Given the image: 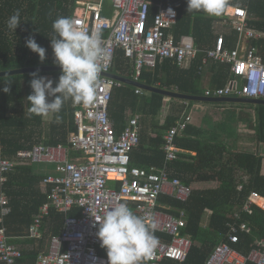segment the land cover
Masks as SVG:
<instances>
[{"label": "built area", "instance_id": "built-area-1", "mask_svg": "<svg viewBox=\"0 0 264 264\" xmlns=\"http://www.w3.org/2000/svg\"><path fill=\"white\" fill-rule=\"evenodd\" d=\"M109 2L111 16L103 14L104 0H77L71 17L78 26L102 29V45L106 49L102 72H113L118 50L135 81L145 68L153 69L165 59L185 69L195 58L198 49L190 35L175 40L169 33L177 21L176 10L172 9L174 15H169V8L158 5L150 19L149 0ZM221 23L236 32V43L228 47L225 35L218 34L214 45L205 50L202 64L207 61L226 64L231 77L223 87L207 88L203 95L264 99V58L256 47L248 44L250 39L264 37V32L250 26L247 9L240 5H227ZM121 86L124 84L120 81L100 77L95 102L90 106L79 104L74 111L76 129L67 137L66 146L39 143L18 150L11 158L0 155V264H19L22 256L20 248L10 242L4 225L11 210L5 183L8 173L18 164L53 166V172L42 180L48 200L34 214L26 230L27 238L42 239V221L49 216L50 208L62 213L78 210L77 215L66 216L62 230L47 240L45 252L38 255L34 264H108L106 250L96 235L98 225L94 217L118 202H126L136 215L145 220L154 218L157 223L158 246L144 264H180L186 260L192 241L182 234L187 224L185 211L177 210L176 214L166 211L159 197L165 195L185 202L191 194L189 186L178 177H171L169 168L181 152L176 137L191 122L189 105L185 103L175 124L162 135L163 164L131 167L130 153L139 143L140 115H130L118 134L108 113L112 92ZM135 93L141 91L135 89ZM72 150L80 153L79 158L69 156ZM257 198L263 202L258 203ZM253 205L264 210V197L251 193L241 211L250 214ZM239 218V211L231 215L224 239L214 246L204 264H264V237L256 239L247 254L233 247L239 241V233L251 232L246 222H237Z\"/></svg>", "mask_w": 264, "mask_h": 264}, {"label": "trees", "instance_id": "trees-1", "mask_svg": "<svg viewBox=\"0 0 264 264\" xmlns=\"http://www.w3.org/2000/svg\"><path fill=\"white\" fill-rule=\"evenodd\" d=\"M76 1L0 0V70L56 65L50 45V38L53 36L52 24L60 16L72 17ZM149 1L150 19L157 12L158 5L176 10L177 21L169 29V33L175 40L182 35H190L198 52L188 68H180L165 59L158 62L153 69L145 68L140 81L194 95H203L206 88L202 82H207V88L210 89L223 87L231 77L229 66L213 61H207L203 65L202 59L205 58V50L214 45V25H222L224 12L220 16H211L203 11L188 12L187 0ZM227 5L246 7L250 26L264 32V0H227ZM17 10L22 21L13 32L7 21ZM236 36L235 31L225 35V44L232 46L230 42L235 41ZM29 37H34L36 42L46 49V59L43 63L39 61L36 53L26 47L25 41ZM249 45L256 47L264 58V38ZM113 72L125 77H130L131 74L120 50L116 54ZM205 72L208 73V81L204 79ZM39 74L50 75L55 86L60 71ZM31 78L30 74L0 78V82L12 81L9 92L0 90V155L8 158L18 150L34 144L66 146L68 133L76 129L73 114L79 104L74 105L70 100L65 102L59 113H53V118L48 123L42 115L30 112L26 98L32 91ZM3 86V83H0V89ZM163 101L164 97L159 94H137L133 87L127 85L115 88L112 92L108 113L118 134L130 115H140L139 143L130 153L131 167L163 164L162 135L175 124L185 108L184 103H188L189 107L192 104L171 99L168 113L160 124L158 117L164 106ZM245 106L255 110V136L258 141L264 143V106ZM249 121L251 124V119ZM190 123L182 134L176 137V144L181 152L178 158L169 164V168L172 171L171 177H178L181 183L189 186L191 194L185 202L165 195L159 197V202L168 207L166 211L176 214L177 210H184L186 214L187 224L182 234L191 238L192 245L186 260L180 264H204L214 246L224 239L227 224L232 221L231 215L237 211L240 213L237 222H246L251 232L239 233V241L233 247L247 254L255 238L264 237V210L253 205L250 214L241 211L243 202L251 193L264 197V174L261 173L263 156L255 152L234 151L230 156L222 158L220 155L225 146L221 139H218L219 134L213 136L200 126L194 127ZM222 131L227 133L225 128ZM150 132H153L154 136H151ZM73 151L69 155L76 153ZM34 168L32 164L16 165L12 172L8 173L4 188L11 209L4 218V225L11 237L10 242L16 244L22 252L19 264H34L38 255L45 252L47 240L60 233L66 216L78 214L77 209L62 213L50 208L49 216L42 221V239L27 238L26 230L34 214L48 200L47 192H42L40 188V183L47 174L38 173ZM245 176L246 180L243 179ZM199 182H216L217 185L200 187L197 185ZM238 185L241 189L237 188ZM209 210L211 214L207 224L203 226L202 220ZM155 235L157 237L156 233Z\"/></svg>", "mask_w": 264, "mask_h": 264}, {"label": "clouds", "instance_id": "clouds-1", "mask_svg": "<svg viewBox=\"0 0 264 264\" xmlns=\"http://www.w3.org/2000/svg\"><path fill=\"white\" fill-rule=\"evenodd\" d=\"M226 6L227 0H187L186 10L220 16ZM167 11L169 15H174L171 8ZM21 21L17 10L9 17L7 25L14 32ZM52 29L50 45L54 63L59 65L61 72L55 86L52 79L40 75L38 71L30 74L32 91L26 99L30 112L35 115L59 113L69 100L74 105H92L103 71L102 61L106 56L99 26L87 29L78 26L71 17L60 16L53 21ZM25 45L38 55L41 63L45 61L46 49L34 37H29ZM0 83L4 85L0 90L9 92L12 81ZM94 219L98 225L96 235L100 246L106 250L108 264H144L158 246L155 219L141 218L126 202H118Z\"/></svg>", "mask_w": 264, "mask_h": 264}, {"label": "crops", "instance_id": "crops-1", "mask_svg": "<svg viewBox=\"0 0 264 264\" xmlns=\"http://www.w3.org/2000/svg\"><path fill=\"white\" fill-rule=\"evenodd\" d=\"M108 2V1H107ZM109 4H110V2H109ZM103 14L104 15H107V16H111L112 15V10H111V6L109 5V6H106V4H105V0H104V10H103ZM221 27H222V29H221V31L220 32H215L214 31V35H215V37H217V35L218 34H220V33H223L224 35H229L232 31H234V30H232L231 29V27L230 26H228V25H221ZM224 28V29H223ZM264 37H262V38H259V39H263ZM259 39H255V40H252V39H250V40H248V44H250L251 42H253V41H256V40H259ZM236 40H237V36H236ZM236 40L235 41H231L230 42V44L232 45V46H229V47H233L234 45H235V43H236ZM214 42H215V40H214ZM246 42V41H245ZM234 44V45H233ZM226 45V44H225ZM226 46H228V45H226ZM190 66V65H189ZM188 66V67H189ZM187 67V68H188ZM47 73V72H46ZM207 75H208V73L207 72H205V74H204V79H205V81H206V79H207V81H208V78H207ZM43 76H46V77H48V78H50V79H52V77L50 76V75H43ZM202 84H204V86L203 87H205L206 89H207V82L205 83H203L202 82ZM142 91V90H141ZM141 93H147V92H145V91H142ZM140 93V94H141ZM51 99V98H50ZM170 100L171 99H167V98H164V105L167 103V108H168V106H169V103H170ZM185 102V101H184ZM185 104V103H184ZM230 105V106H229ZM232 104H221L220 106H222V107H220L221 108V110H224V112H227V111H233L234 113L232 114V113H229L228 115H229V117H232V118H223L222 120H218V122H216V123H224L225 125H227L226 127H225V129H226V132L227 131H229V126H231L232 125V123H231V121L230 120H228V119H234L235 118V113L237 112V113H239L240 115H242V116H244V118H240V119H243V123H240L239 125H237V124H235L236 125V128H238L237 129V131H230V132H227L226 133V136L223 138V139H221L220 141L221 142H223L224 143V146H225V150H223L222 151V153H221V155H220V157H222V158H226V157H228V156H230V154H231V152H243V151H248V152H255V153H257V154H260V155H262L263 156V158H262V163H261V173L262 174H264V143L263 142H260V141H258V139H257V137L255 136V129H254V125H255V119H256V116H255V110L254 109H252V108H249L248 106H239V105H234V106H231ZM16 106H18V105H16ZM252 106H254V105H252ZM19 107V106H18ZM188 108H189V106H187ZM78 108V107H77ZM24 109V108H23ZM167 114V113H166ZM166 114L164 115V113L162 112V121L160 122L159 121V123L160 124H162L163 123V121H164V119H165V116H166ZM130 115V114H129ZM128 115V116H129ZM213 115H216V114H213ZM127 116V117H128ZM160 116V115H159ZM234 116V117H233ZM53 118V113H49L47 116H43V119H44V121L45 122H49L51 119ZM158 119H159V117H158ZM249 119H251V121H252V123L250 124V121H249ZM191 121H192V119H191ZM233 122V121H232ZM74 124H75V122H74ZM224 124H221V125H224ZM190 125L191 126H194V127H199L198 125H194V124H192V123H190ZM74 131V130H73ZM73 131H70L69 133H68V136H69V134L70 133H72ZM231 133H234V135L232 136V137H234V140L232 141V144L233 145H229L228 144V142H229V140L228 139H226L227 137H229L230 136V134ZM150 135L151 136H154V133L152 132H150ZM67 136V137H68ZM231 137V138H232ZM162 150V149H161ZM71 152V151H70ZM70 152H69V154H70ZM73 152H75V151H73ZM79 155H80V153L78 154V152H76L73 156H71V155H69L71 158H79ZM35 168V171L36 172H38V173H42V172H46L45 173V175L47 174V173H50V172H52L53 171V166L51 165V166H49V165H46L47 167H45L44 165L45 164H40V165H37V164H32ZM150 166H156V165H150ZM150 166H146V167H142V168H147V167H150ZM137 167H139V166H137ZM158 167V166H157ZM208 182H199L197 185H200V187H215L216 185H217V183L216 182H210V183H212V185H210V186H205L204 184H207ZM240 185H238L237 186V188L239 187ZM40 188H41V191L42 192H45V186L42 184V181H41V183H40ZM239 189V188H238ZM256 201L258 202V203H262L263 202V200L262 199H259V198H257L256 199ZM161 203V202H160ZM162 204V203H161ZM162 205H164L165 207H166V209H168V207L166 206V204H162ZM165 209V210H166ZM210 214H211V211L209 210L208 212H206L205 213V216H204V218H203V220H202V225L203 226H205L206 224H207V221H208V218H209V216H210ZM256 239H259V238H255V240ZM254 240V241H255ZM47 247V246H46ZM190 250V249H189ZM188 255V254H187Z\"/></svg>", "mask_w": 264, "mask_h": 264}, {"label": "water", "instance_id": "water-1", "mask_svg": "<svg viewBox=\"0 0 264 264\" xmlns=\"http://www.w3.org/2000/svg\"><path fill=\"white\" fill-rule=\"evenodd\" d=\"M38 71L39 73L46 72H57L61 69L58 64L56 65H38V66H25L20 68H13L8 70H0V78L9 77L14 75L31 74ZM101 76H106L117 81L122 82L127 86L137 87L144 90L147 93L159 94L167 99L181 100L185 102H200L207 104H243V105H254V106H264V99H256L249 97H236V96H215L207 97L204 95H194L180 92L175 89H168L164 87H159L157 85L146 84L143 82L134 81L131 78L121 76L114 72H102Z\"/></svg>", "mask_w": 264, "mask_h": 264}, {"label": "rangeland", "instance_id": "rangeland-1", "mask_svg": "<svg viewBox=\"0 0 264 264\" xmlns=\"http://www.w3.org/2000/svg\"><path fill=\"white\" fill-rule=\"evenodd\" d=\"M105 4H106V6H109L110 5L109 4V0H105ZM221 29H222V27H221L220 24L216 23L214 25V31L215 32H220ZM202 85H204V84H202ZM234 105L235 104H232L231 106H234ZM246 105H248V104H246ZM239 106L243 107L245 105L239 104ZM220 107H222V106H216V104L192 102L191 106L188 108V111L190 112V115H191V118H192L191 123L194 124V125L200 126L202 129H204V131H206L208 134L209 133L212 134L213 136L219 134L218 139H223L226 136V133L224 131H222V129H224L227 125H225L224 123H221V122L220 123H216V122H218V120H222L223 118L224 119L225 118H232V117H229L228 114L229 113L233 114L234 112L230 111V110L227 111V112H224V110H221ZM162 112L164 113V115L166 113H168L167 103L161 109V113H160V116H159V121L160 122L162 121V115H161ZM127 113H129V110H127ZM213 114H216V115H213ZM234 116H236V118L228 119V120L231 121L232 125L229 126V131H227V132L237 131L238 128H236L235 124L239 125L240 123H243L239 119L243 118L244 116L240 115L237 112L235 113ZM221 124H224V125H221ZM233 135H234V133H231L230 136L226 138V139L229 140V142H228L229 145H233L232 144V141L234 140V137H232ZM46 165L47 164H45L44 166L47 167ZM243 179L246 180L247 177L245 176V177H243ZM204 185L205 186H210V185H212V183L208 182L207 184H204Z\"/></svg>", "mask_w": 264, "mask_h": 264}, {"label": "bare ground", "instance_id": "bare-ground-1", "mask_svg": "<svg viewBox=\"0 0 264 264\" xmlns=\"http://www.w3.org/2000/svg\"><path fill=\"white\" fill-rule=\"evenodd\" d=\"M149 69V68H148ZM143 72V71H142ZM142 74V73H141ZM135 81V80H134ZM138 82H142V81H140V77H139V79L137 80ZM144 83V82H143ZM132 87V86H131ZM134 89H139L140 91L142 90V89H140V88H137V87H133ZM142 91H144V90H142ZM141 91V92H142ZM110 102V101H109Z\"/></svg>", "mask_w": 264, "mask_h": 264}]
</instances>
